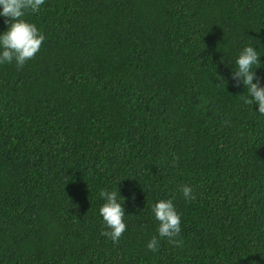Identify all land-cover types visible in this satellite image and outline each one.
I'll return each instance as SVG.
<instances>
[{
    "label": "trees",
    "instance_id": "obj_1",
    "mask_svg": "<svg viewBox=\"0 0 264 264\" xmlns=\"http://www.w3.org/2000/svg\"><path fill=\"white\" fill-rule=\"evenodd\" d=\"M24 19L45 39L0 64V264H264V115L231 77L252 46L264 86V0H45Z\"/></svg>",
    "mask_w": 264,
    "mask_h": 264
},
{
    "label": "clouds",
    "instance_id": "obj_2",
    "mask_svg": "<svg viewBox=\"0 0 264 264\" xmlns=\"http://www.w3.org/2000/svg\"><path fill=\"white\" fill-rule=\"evenodd\" d=\"M44 2L45 0H0V7H2L0 16L6 18L5 22L8 25L7 30L0 34V64L15 61L17 69H22L25 63L33 59L39 52L45 36L24 17L28 12H38ZM259 57L260 55L254 47L243 48L235 62V69L231 73V77L235 86L243 84L247 89L250 98L243 97L244 103L247 105L258 104V112L264 115V86L260 85V79L253 70L254 65H258L256 68L261 66ZM220 78L223 80L222 77ZM180 190L189 201L195 199L192 188L188 185H184ZM100 196L105 202L100 207L99 213L109 229L101 234L109 237L113 242H119L127 228L123 219L125 209L118 199L121 197L120 193L115 190L102 189ZM132 199H135L134 194ZM152 211L159 224L157 229L159 237L167 238L173 245L178 244L176 238L181 232V216L172 199L159 200L153 205ZM158 245L157 237L153 236L148 242L147 248L156 252Z\"/></svg>",
    "mask_w": 264,
    "mask_h": 264
}]
</instances>
